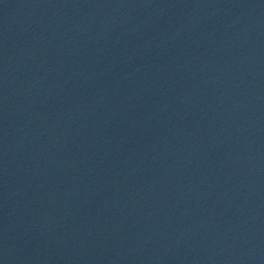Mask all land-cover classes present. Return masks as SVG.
Returning a JSON list of instances; mask_svg holds the SVG:
<instances>
[{
	"label": "water",
	"instance_id": "1",
	"mask_svg": "<svg viewBox=\"0 0 264 264\" xmlns=\"http://www.w3.org/2000/svg\"><path fill=\"white\" fill-rule=\"evenodd\" d=\"M0 264H264V0H0Z\"/></svg>",
	"mask_w": 264,
	"mask_h": 264
}]
</instances>
